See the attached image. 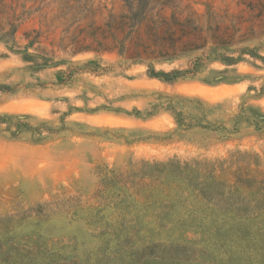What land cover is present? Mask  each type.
Wrapping results in <instances>:
<instances>
[{"label":"rangeland","instance_id":"obj_1","mask_svg":"<svg viewBox=\"0 0 264 264\" xmlns=\"http://www.w3.org/2000/svg\"><path fill=\"white\" fill-rule=\"evenodd\" d=\"M0 86V253L264 264L172 174L264 181V0H0Z\"/></svg>","mask_w":264,"mask_h":264},{"label":"trees","instance_id":"obj_2","mask_svg":"<svg viewBox=\"0 0 264 264\" xmlns=\"http://www.w3.org/2000/svg\"><path fill=\"white\" fill-rule=\"evenodd\" d=\"M154 78H168V74L150 72ZM175 78V77H174ZM9 87H1V90H7ZM167 167V166H166ZM177 172L172 174L178 176L176 179L185 181L192 191L200 200L206 201L209 208L220 209L226 214H230L229 218L232 221H237L245 226V231L241 234H235L236 242L239 241H255L259 235L263 233L264 221V181L251 179L250 177H241L238 179V185H230L227 182L217 181L215 179L208 180L206 177L200 178L197 175L190 176L192 172H186L185 168L177 167ZM161 174H169L168 171H160ZM195 173V171H194ZM192 182V184H190ZM128 243V242H127ZM131 249L129 255L122 252L121 260L129 257L130 261H122L123 264H189L192 262L193 250L187 247L176 246L173 253L163 251L159 252L156 249ZM15 256L11 250L1 251L0 264H21L26 262L29 256L17 252ZM43 257H41L42 259ZM30 260V259H28ZM35 257L31 258V262L36 261Z\"/></svg>","mask_w":264,"mask_h":264}]
</instances>
